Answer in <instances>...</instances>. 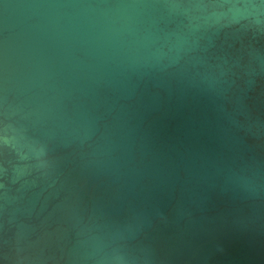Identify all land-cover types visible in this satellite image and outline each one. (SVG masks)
Here are the masks:
<instances>
[{"label": "water", "instance_id": "95a60500", "mask_svg": "<svg viewBox=\"0 0 264 264\" xmlns=\"http://www.w3.org/2000/svg\"><path fill=\"white\" fill-rule=\"evenodd\" d=\"M0 264H264V0H0Z\"/></svg>", "mask_w": 264, "mask_h": 264}]
</instances>
